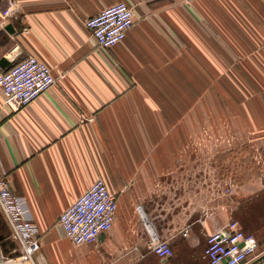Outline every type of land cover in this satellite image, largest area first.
<instances>
[{"label": "crops", "instance_id": "crops-1", "mask_svg": "<svg viewBox=\"0 0 264 264\" xmlns=\"http://www.w3.org/2000/svg\"><path fill=\"white\" fill-rule=\"evenodd\" d=\"M119 2L134 26L102 48L85 21ZM28 56L56 84L16 111L0 88V174L39 230L37 264H209V234L264 224V0H19L0 59ZM221 138L238 156L232 198L212 184L213 170L227 176L224 145L211 153ZM99 179L118 200L114 226L76 246L60 216ZM0 235L14 242L1 213ZM162 240L167 261L152 252Z\"/></svg>", "mask_w": 264, "mask_h": 264}, {"label": "built area", "instance_id": "built-area-1", "mask_svg": "<svg viewBox=\"0 0 264 264\" xmlns=\"http://www.w3.org/2000/svg\"><path fill=\"white\" fill-rule=\"evenodd\" d=\"M18 1L0 0V15L3 18L0 29L17 8ZM134 23L133 8L126 2H119L87 19L85 26L100 47L109 49L124 41ZM55 84L51 67L34 56L14 63L8 70H0V88L4 102L15 111L31 104ZM231 144V140L217 139L211 145V153L217 152L223 145L226 149ZM236 192V184L233 178H229L222 195L232 198ZM117 211L116 195L110 192L103 179H99L62 213L59 224L76 246L92 244L102 233L113 228ZM0 213L9 227L10 238L16 243L14 252H19L15 258H5V262L37 264L34 254L41 247L39 230L30 217L25 200L16 194L10 178L2 174ZM206 240L205 256L209 264H249L258 255L256 236L242 230L236 220H231L224 228L209 234ZM152 252L163 261L173 258L175 254L167 240L156 242Z\"/></svg>", "mask_w": 264, "mask_h": 264}, {"label": "rangeland", "instance_id": "rangeland-1", "mask_svg": "<svg viewBox=\"0 0 264 264\" xmlns=\"http://www.w3.org/2000/svg\"><path fill=\"white\" fill-rule=\"evenodd\" d=\"M221 150H222V148H221ZM215 155H217V153L215 151H213V157H215ZM237 158H238V156L236 155L235 151H228V150L226 151V149H224V152L218 153V155L215 157V159L218 160V162H217L219 165L218 167L221 166L223 168V170L225 168V170L227 171L226 172L227 176H223L224 175L223 172L222 173L220 172V174H218V172L213 170L214 171V175L212 178L213 189H222L225 186V182L229 178H233V181H236L235 168H236ZM239 160L241 162H245V164L249 168H252V158H251V153H250L249 147H246V146L243 147V149L241 150ZM219 170L222 171V169H220V168H219ZM253 234L257 238L258 245H259L258 250L261 253L264 251V224L262 226L256 227V229H254ZM262 264H264V263H262Z\"/></svg>", "mask_w": 264, "mask_h": 264}, {"label": "water", "instance_id": "water-1", "mask_svg": "<svg viewBox=\"0 0 264 264\" xmlns=\"http://www.w3.org/2000/svg\"><path fill=\"white\" fill-rule=\"evenodd\" d=\"M5 30L9 31L10 33H15L16 29L13 27V25L9 24L5 27ZM14 65V61L7 60L5 58L0 59V67L3 70H8ZM0 245L3 247V253L4 256L9 253V248L7 247L8 245L10 246L11 249L15 250L16 249V243L15 242H10L9 240L6 239L5 235H0ZM19 255V252H15L14 255H9L8 258H15ZM264 263V253L261 254L259 257H257L254 261H252L249 264H262ZM0 264H7L5 262V259H0Z\"/></svg>", "mask_w": 264, "mask_h": 264}]
</instances>
